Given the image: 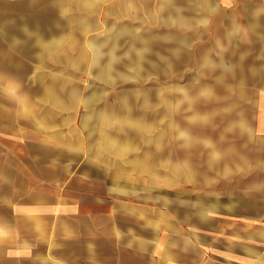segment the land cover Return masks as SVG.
I'll return each instance as SVG.
<instances>
[{
	"label": "rangeland",
	"instance_id": "obj_1",
	"mask_svg": "<svg viewBox=\"0 0 264 264\" xmlns=\"http://www.w3.org/2000/svg\"><path fill=\"white\" fill-rule=\"evenodd\" d=\"M207 1L217 0H25L2 9L19 25L0 40L5 226L17 179L40 203L81 201L94 212L90 243L108 256L170 222L171 190L197 194L202 178L221 174L217 164L224 169L255 112L257 87L238 75L256 56L238 52V40L225 44L222 9L200 6ZM27 23L41 41L22 33Z\"/></svg>",
	"mask_w": 264,
	"mask_h": 264
},
{
	"label": "crops",
	"instance_id": "obj_2",
	"mask_svg": "<svg viewBox=\"0 0 264 264\" xmlns=\"http://www.w3.org/2000/svg\"><path fill=\"white\" fill-rule=\"evenodd\" d=\"M18 1L0 0V40L19 35V25L13 23L16 14L2 10H13L25 0ZM205 3L199 5L222 9L225 44L238 40L234 46L241 49L238 52L250 53L248 47L256 56L255 64L242 65L238 75L239 85L257 87L252 99L255 112L250 123L242 122L241 138L229 144L224 169L217 164L216 173L221 174L202 178L197 194L190 186L181 189L183 195L171 190L166 208L170 222L159 223L153 234L134 235V246H110L109 257L94 246L96 241L90 243L92 229L86 224H94V212H85L81 201L70 209L59 201L43 204L25 196L26 186L12 179L13 218L6 226L0 221V264H264V0ZM20 27L41 41L32 23ZM221 147L217 144L215 151Z\"/></svg>",
	"mask_w": 264,
	"mask_h": 264
}]
</instances>
